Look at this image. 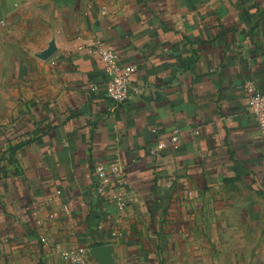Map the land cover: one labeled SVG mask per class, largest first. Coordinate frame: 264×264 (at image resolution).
I'll return each instance as SVG.
<instances>
[{
  "label": "crops",
  "instance_id": "0c3cea01",
  "mask_svg": "<svg viewBox=\"0 0 264 264\" xmlns=\"http://www.w3.org/2000/svg\"><path fill=\"white\" fill-rule=\"evenodd\" d=\"M99 43L135 65L122 102ZM249 82L264 0H0V264L103 243L114 264H264Z\"/></svg>",
  "mask_w": 264,
  "mask_h": 264
},
{
  "label": "built area",
  "instance_id": "2783aa9c",
  "mask_svg": "<svg viewBox=\"0 0 264 264\" xmlns=\"http://www.w3.org/2000/svg\"><path fill=\"white\" fill-rule=\"evenodd\" d=\"M97 50L108 72V78L105 82L107 95L116 102L126 100L130 94V82L135 71V65L120 62L117 52L104 44L99 43ZM92 87L95 88L96 86L92 85ZM247 88L249 89L247 106L255 115L260 136L264 139V91L258 89L253 82H249ZM176 139H178V135L172 136V140ZM164 145V142H160L156 148H161ZM95 170L98 176L96 187L99 191L104 189L112 175L117 177L119 183L124 182L123 165L119 160L111 161L108 164L98 163ZM61 255L68 264H89V249L84 245L67 248L62 251Z\"/></svg>",
  "mask_w": 264,
  "mask_h": 264
},
{
  "label": "water",
  "instance_id": "95a60500",
  "mask_svg": "<svg viewBox=\"0 0 264 264\" xmlns=\"http://www.w3.org/2000/svg\"><path fill=\"white\" fill-rule=\"evenodd\" d=\"M51 47L46 51L50 53ZM45 54V55H46ZM89 253L95 257L100 264H114L115 258L113 256V244L112 243H103L91 246L89 248Z\"/></svg>",
  "mask_w": 264,
  "mask_h": 264
}]
</instances>
